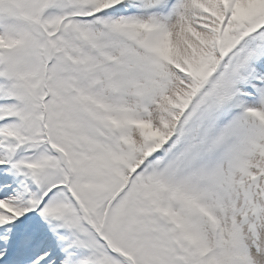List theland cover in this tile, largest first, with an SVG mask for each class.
Instances as JSON below:
<instances>
[{
  "label": "snow or ice",
  "instance_id": "1",
  "mask_svg": "<svg viewBox=\"0 0 264 264\" xmlns=\"http://www.w3.org/2000/svg\"><path fill=\"white\" fill-rule=\"evenodd\" d=\"M0 264H264V0H0Z\"/></svg>",
  "mask_w": 264,
  "mask_h": 264
}]
</instances>
